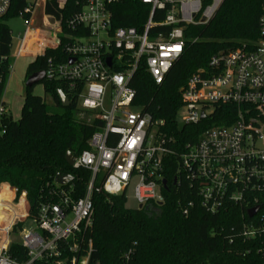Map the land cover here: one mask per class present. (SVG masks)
Here are the masks:
<instances>
[{"label": "built area", "instance_id": "built-area-1", "mask_svg": "<svg viewBox=\"0 0 264 264\" xmlns=\"http://www.w3.org/2000/svg\"><path fill=\"white\" fill-rule=\"evenodd\" d=\"M13 1L0 0V24L7 20ZM50 1L26 0L19 17L26 19L27 29L16 58L28 55L33 63L50 52L44 80L63 83L78 109L97 124L88 148L73 166L89 171L91 179L83 195L72 182H55L35 217L30 216L27 194L18 196L17 189L9 186L10 204L19 207V215L4 205L0 209L8 215L0 217V225L6 224L0 227V264H89L92 241H86V233L93 225L95 181L102 175L101 190L118 197L125 196L136 179L134 198L139 207L162 204L163 181L168 183L164 161L170 156L180 163L181 179L175 177V184L187 182L190 194L207 213L216 214L231 204L246 208L248 214L258 206L259 194L264 192V11L256 40L210 57L181 92L179 127L209 122L225 106L235 108L231 114L221 111L223 121L230 123L208 125L200 129L195 142L175 150L171 146L176 137L161 132L165 121L132 106L131 80L143 64L155 84L161 85L184 52L186 29L208 24L224 0H141L150 7L141 32L134 27L113 28L112 7L124 0H87L80 12L67 19L46 13ZM57 3L64 9L66 0ZM42 5L44 28L37 31L33 25ZM11 59H1L10 60V74ZM6 86L0 72V135L7 120H17L4 96ZM194 207L195 202H189L183 214L188 216ZM259 214L260 210L250 218L255 220L243 224L241 237L264 244V215ZM28 218L37 229L16 232ZM12 246L17 248L15 255L24 259L12 257Z\"/></svg>", "mask_w": 264, "mask_h": 264}, {"label": "trees", "instance_id": "trees-1", "mask_svg": "<svg viewBox=\"0 0 264 264\" xmlns=\"http://www.w3.org/2000/svg\"><path fill=\"white\" fill-rule=\"evenodd\" d=\"M86 1L66 0L64 9H60L57 0H52L45 10L56 18L67 19L80 12ZM26 5V0H14L7 19L21 16ZM263 11L264 0H224L208 24L186 29L184 52L161 85H156L146 67L140 65L131 80L135 91L132 106L154 119L165 121L161 132L176 137L173 149L179 150L180 144L195 142L200 129L208 125L230 123L223 121L221 111L231 114L235 108L225 106L220 112L217 110L209 122L179 127L177 118L183 105L181 92L189 78L205 67L210 57L235 49L243 41L256 40ZM112 13L114 29L134 27L141 32L150 15V7L141 0H124L112 7ZM194 39L198 41L193 42ZM11 43V31L3 22L0 24V72L5 85L10 77L7 69L10 60L2 62L1 59L10 56ZM50 55L48 52L31 63L26 78L43 72ZM41 84L51 103L34 95L33 88H26L20 117L7 120L5 132L0 135V186L7 184L17 189L18 196L25 192L31 217L37 215L38 207L58 174L73 176L76 192L84 194L91 173L70 167L66 156L70 152L78 157L86 150L97 125L91 115L78 116L76 100L63 83L44 80ZM59 91L68 97L70 106L62 105ZM187 133L192 136L185 135ZM179 164L176 156L164 161L169 185L163 191L164 202L136 209L126 208L125 196L106 195L101 190L104 178L98 177L92 196L93 225L86 233V241H92L89 264H264V252L260 251L264 244L241 237L243 224L255 220L248 217L247 209L228 204L216 214L207 213L190 194L187 182L174 184L175 177L181 179ZM7 185L0 190V209L2 205L7 206L18 216L19 207L8 201ZM191 201L195 202V207L185 216L183 209ZM258 206L259 215H264V192L259 194ZM0 216L8 217L1 211ZM23 226L24 223H19L16 232ZM15 249L11 247L12 257L19 261L24 259L15 255Z\"/></svg>", "mask_w": 264, "mask_h": 264}, {"label": "rangeland", "instance_id": "rangeland-1", "mask_svg": "<svg viewBox=\"0 0 264 264\" xmlns=\"http://www.w3.org/2000/svg\"><path fill=\"white\" fill-rule=\"evenodd\" d=\"M44 15H45L44 7L42 5L38 10L37 15L35 16L34 25H33V28L36 29L37 31L43 30L44 28V22H43ZM5 23L9 27L12 36L13 45L10 50V57L12 58L11 63L13 64L14 69L11 71L4 96L9 108L12 111L13 116L15 118H19L26 94L25 83L27 79L26 78L27 69L29 65L32 63L33 59L28 55H24L22 57L16 58L19 47L21 45L20 39L24 36L27 29L26 19L22 17H14L7 19ZM33 93L34 95L44 98L48 103H51L50 98L45 95L44 86L41 83L33 87ZM86 115L87 114H85L79 109L78 111L79 117L82 118L85 117ZM179 122L180 125H182V122L181 121ZM99 177L101 178L102 175H100ZM136 183L137 180L133 179L125 194L126 208L128 209H136L139 207L138 203L134 198V188L136 186ZM2 187L3 185L0 188ZM4 226H6V224L0 225L1 228ZM23 228L26 229L27 231L36 230L37 224L32 219L28 218L27 220H25V224ZM0 238H2L1 234H0ZM16 241L18 243L22 242L20 238H18Z\"/></svg>", "mask_w": 264, "mask_h": 264}, {"label": "water", "instance_id": "water-1", "mask_svg": "<svg viewBox=\"0 0 264 264\" xmlns=\"http://www.w3.org/2000/svg\"><path fill=\"white\" fill-rule=\"evenodd\" d=\"M71 62H73V60H71ZM108 65L111 66V60L110 59L108 60ZM44 79H45V73L44 72L34 73L26 79V83H25L26 88H33L35 85L42 83L44 81ZM58 95H59V98H60L62 105L64 107L70 106L71 102L63 91H59ZM202 117H204V115H202ZM66 161L70 167H73L74 163L76 161V157L72 153L69 152V153H67ZM73 179L74 178L71 175L58 174L55 178V182L57 184H60V185H66V184L71 183L73 181ZM175 183H176V180H174V184ZM163 187L165 190L168 189V183L166 180L163 181ZM139 208H142V206H140ZM259 210H260V206H256V207L248 210V217L253 218L259 212Z\"/></svg>", "mask_w": 264, "mask_h": 264}, {"label": "crops", "instance_id": "crops-1", "mask_svg": "<svg viewBox=\"0 0 264 264\" xmlns=\"http://www.w3.org/2000/svg\"><path fill=\"white\" fill-rule=\"evenodd\" d=\"M16 119H18V118H16ZM2 185H7V184H2ZM7 186H9V185H7ZM8 191L10 192V198H9V200H8V201H12V198H13V193H12V191H11V189H10V188H8Z\"/></svg>", "mask_w": 264, "mask_h": 264}]
</instances>
